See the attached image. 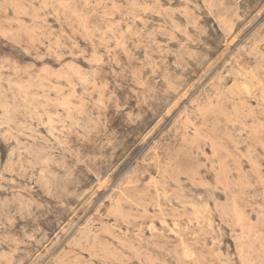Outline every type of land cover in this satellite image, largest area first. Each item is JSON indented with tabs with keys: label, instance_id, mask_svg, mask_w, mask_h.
<instances>
[{
	"label": "rangeland",
	"instance_id": "374dc122",
	"mask_svg": "<svg viewBox=\"0 0 264 264\" xmlns=\"http://www.w3.org/2000/svg\"><path fill=\"white\" fill-rule=\"evenodd\" d=\"M0 264H264V0H0Z\"/></svg>",
	"mask_w": 264,
	"mask_h": 264
},
{
	"label": "bare ground",
	"instance_id": "6f19581e",
	"mask_svg": "<svg viewBox=\"0 0 264 264\" xmlns=\"http://www.w3.org/2000/svg\"><path fill=\"white\" fill-rule=\"evenodd\" d=\"M141 140V139H140Z\"/></svg>",
	"mask_w": 264,
	"mask_h": 264
}]
</instances>
